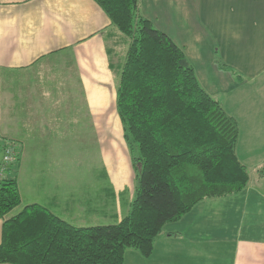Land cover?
I'll return each mask as SVG.
<instances>
[{
    "label": "crops",
    "instance_id": "crops-1",
    "mask_svg": "<svg viewBox=\"0 0 264 264\" xmlns=\"http://www.w3.org/2000/svg\"><path fill=\"white\" fill-rule=\"evenodd\" d=\"M139 8L182 48L203 89L237 121V156L250 183L239 195L200 203L164 228L149 258L128 250L124 264H264V0H139ZM119 34L94 0H0V134L18 140L20 157L8 177L21 194L18 171L28 156L36 193L19 207L39 204L76 227H85L77 224L86 214L112 225L128 214L135 174L114 111L127 52ZM4 103L13 104L6 111ZM81 108L102 167L97 196L50 172L86 140ZM4 113L12 114L16 138L4 130Z\"/></svg>",
    "mask_w": 264,
    "mask_h": 264
},
{
    "label": "trees",
    "instance_id": "trees-1",
    "mask_svg": "<svg viewBox=\"0 0 264 264\" xmlns=\"http://www.w3.org/2000/svg\"><path fill=\"white\" fill-rule=\"evenodd\" d=\"M94 1L127 48L116 106L135 174L130 210L118 224L92 227L39 204L13 215L22 197L6 176L0 264H124L128 250L149 258L168 224L249 186L237 156L238 123L203 89L182 48L140 13L139 0Z\"/></svg>",
    "mask_w": 264,
    "mask_h": 264
},
{
    "label": "rangeland",
    "instance_id": "rangeland-1",
    "mask_svg": "<svg viewBox=\"0 0 264 264\" xmlns=\"http://www.w3.org/2000/svg\"><path fill=\"white\" fill-rule=\"evenodd\" d=\"M119 36L123 37V35L120 33ZM122 48L125 47L124 44H121ZM13 103H4V106H6V111L9 107V105L12 106ZM117 108V106H116ZM115 109L114 111H116ZM81 111V116L85 117V132H86V140L81 141L80 140V149L74 150L71 155L69 156H64L63 161L60 162L59 164H54L51 166L50 172L54 174L53 180L57 181L59 177H57V173L62 175L64 177V180H67L70 183H77L79 182L82 185V188L80 189V192L85 193V195H91L94 194L97 196V192H99V187L100 181H97L96 179H104L103 175L102 178L100 176L101 174V164H100V157H99V152L97 149V141H95L92 137V131L94 128H92V124L90 123L88 116H87V111L86 113L83 114V108L80 109ZM113 111V108H112ZM12 113V110L10 111ZM4 120H7L8 122L3 123V127L5 132L12 137H14V124L12 123V114L7 115L4 113ZM115 115V114H113ZM106 116H109V114H106ZM119 118V117H118ZM113 119L111 117L112 123L110 124V127L113 125ZM9 123V124H8ZM21 126V131L19 133H22L24 135H28V132H25L24 130L26 128V125H19ZM104 126V125H102ZM104 130V129H103ZM17 134V131L16 133ZM20 136V134H19ZM8 142H14L17 144V148L19 147V142L18 140L11 139ZM18 158L14 162V164L17 162V160L20 158L19 154ZM31 158L28 156L24 157V162L21 165V168L19 169L18 172L21 174V195L23 198V201L26 202V204H29L32 199L36 198V193H32L31 190V184L32 181L30 179V169L28 166V161ZM52 159H56V157H52ZM13 164V165H14ZM53 190V189H52ZM78 191V190H77ZM54 192V191H53ZM72 192V190H71ZM96 193V194H95ZM103 197H105L104 193H102ZM42 197V195H40ZM107 201H110V198H107ZM24 205V204H23ZM22 206L16 209L13 213V215L18 214L22 211ZM87 219H84L83 223L77 224L81 226H96V225H112V223L109 220H106L104 215L101 214H86Z\"/></svg>",
    "mask_w": 264,
    "mask_h": 264
},
{
    "label": "built area",
    "instance_id": "built-area-1",
    "mask_svg": "<svg viewBox=\"0 0 264 264\" xmlns=\"http://www.w3.org/2000/svg\"><path fill=\"white\" fill-rule=\"evenodd\" d=\"M3 158L0 159V194L2 193V183L8 177L9 168L13 166L14 162L18 158L17 144L14 142L3 141L0 134V155Z\"/></svg>",
    "mask_w": 264,
    "mask_h": 264
},
{
    "label": "water",
    "instance_id": "water-1",
    "mask_svg": "<svg viewBox=\"0 0 264 264\" xmlns=\"http://www.w3.org/2000/svg\"><path fill=\"white\" fill-rule=\"evenodd\" d=\"M2 158H3V155L1 154V155H0V159H2Z\"/></svg>",
    "mask_w": 264,
    "mask_h": 264
}]
</instances>
